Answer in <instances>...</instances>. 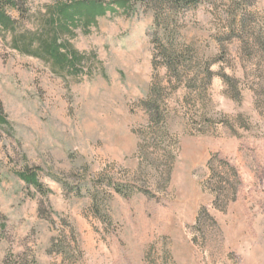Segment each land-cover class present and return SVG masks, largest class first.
<instances>
[{
    "label": "rangeland",
    "instance_id": "374dc122",
    "mask_svg": "<svg viewBox=\"0 0 264 264\" xmlns=\"http://www.w3.org/2000/svg\"><path fill=\"white\" fill-rule=\"evenodd\" d=\"M74 1L0 6V264H264V0Z\"/></svg>",
    "mask_w": 264,
    "mask_h": 264
},
{
    "label": "trees",
    "instance_id": "16d2710c",
    "mask_svg": "<svg viewBox=\"0 0 264 264\" xmlns=\"http://www.w3.org/2000/svg\"><path fill=\"white\" fill-rule=\"evenodd\" d=\"M128 0H117L113 2H104L103 0H77L69 4L60 5L58 8V17H63L66 22L74 23L76 20H83L85 23H93L96 18L105 16L107 13H115L116 9L120 6L127 5ZM140 4L150 3H163L168 5L172 9H179L182 6L192 7L198 5L204 0H135ZM3 2L13 3V0H0V6ZM0 22L7 26L11 21L0 8ZM62 45L57 44L55 36L51 39V43L44 45L41 50L48 55L53 61L57 63H65L67 61V55L61 54L60 50ZM28 52V51H27ZM37 53V52H36ZM77 60V59H76ZM175 60V59H174ZM170 61V59H168ZM173 61V60H172ZM154 93L153 89H150L149 96ZM4 119L0 114V123H4ZM27 182H30L37 189L40 188V183L36 179L35 174H31L26 178Z\"/></svg>",
    "mask_w": 264,
    "mask_h": 264
}]
</instances>
